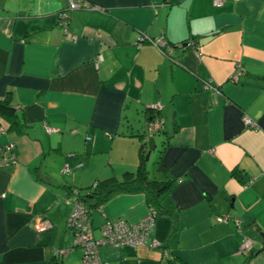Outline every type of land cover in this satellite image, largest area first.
<instances>
[{"label":"crops","instance_id":"crops-1","mask_svg":"<svg viewBox=\"0 0 264 264\" xmlns=\"http://www.w3.org/2000/svg\"><path fill=\"white\" fill-rule=\"evenodd\" d=\"M69 1L0 0V99L27 125L10 130L0 116V147L13 143L16 156L0 167V264H48L64 249L62 264H82L71 205H55L54 162L69 165L65 174L104 162L95 180L120 179L151 136L166 170L145 166L175 181L163 205L178 230L159 216L147 245L104 246L102 264H159L156 239L187 264H264V0H73L90 5L74 10ZM155 117L163 127L151 133ZM62 186L75 203L81 188ZM149 212L144 193L87 208L95 238L106 221L137 224ZM58 213L65 227L53 235Z\"/></svg>","mask_w":264,"mask_h":264},{"label":"built area","instance_id":"built-area-1","mask_svg":"<svg viewBox=\"0 0 264 264\" xmlns=\"http://www.w3.org/2000/svg\"><path fill=\"white\" fill-rule=\"evenodd\" d=\"M224 1L225 0H213V4L220 5ZM88 7H90L88 3L73 0H70L68 4V8L71 10ZM93 8L97 7L93 6ZM60 18L66 19V14L61 13ZM140 38L150 40L151 43H154L162 51H164L163 48H168L166 42L162 39L153 40L142 36ZM206 86L210 87L209 83L206 84ZM244 121L247 125H253V122L248 117H245ZM162 127V119L159 117H155L148 124V129L151 131V133L162 129ZM15 160L16 156L13 143H7L0 147V167L13 164L16 162ZM78 166L81 165L78 164ZM69 170V165L66 164L62 171L66 173ZM154 219V215L149 212L148 215L137 224H128L122 219L106 221L101 226V237L95 238L93 236L92 227L88 220V215L84 204L81 202V200L76 199L73 209L67 218V225L69 230L72 232L73 247H78L82 250V264H102L100 249L103 245H109L113 247L128 245L134 248L147 245V237L149 235L150 228L154 223ZM216 219L218 222H228L229 215H218ZM44 228H46L45 225L42 226V229ZM150 245L161 248V245L156 240H153ZM250 245L251 240L246 239L244 241V247L248 248ZM69 250L70 249L57 250L55 253H59L60 255L64 256ZM161 253L163 255H167L168 251L165 252V250H162Z\"/></svg>","mask_w":264,"mask_h":264},{"label":"trees","instance_id":"trees-1","mask_svg":"<svg viewBox=\"0 0 264 264\" xmlns=\"http://www.w3.org/2000/svg\"><path fill=\"white\" fill-rule=\"evenodd\" d=\"M0 116L9 124L10 130L21 132L27 128L18 109L11 103L9 98L0 99ZM145 152V144H142L139 150L140 160L135 171H126L120 179L114 177L97 179L91 186L87 187L86 193H81V191L75 189L73 193L84 204L86 211L90 202H93L94 205H100L115 194L144 193L150 212L154 217L166 216L170 218L174 224L172 231L176 232L178 230L179 215L176 211L169 210L163 205L164 198L171 192L175 181L169 178L163 180L151 178L145 166ZM157 169L164 172L166 170L161 160L157 163ZM161 247L166 248L164 245H161ZM62 257L59 253H54L48 264H62ZM159 264L187 263L168 251L167 255L162 254Z\"/></svg>","mask_w":264,"mask_h":264},{"label":"rangeland","instance_id":"rangeland-1","mask_svg":"<svg viewBox=\"0 0 264 264\" xmlns=\"http://www.w3.org/2000/svg\"><path fill=\"white\" fill-rule=\"evenodd\" d=\"M155 153H157V150H154L152 152V156L150 157V159H148V161H146L147 165L150 168V170L152 171V173H155V170L157 169V159H156L157 157L155 156L156 155ZM96 159L100 160L101 156H98V158H96ZM54 164H55V166H57V170L52 172V176L54 177V180L57 182V186H58V187L55 186L56 190L58 191L55 205H58L57 202L70 203L71 208H70V211L68 213V215H69L71 210L73 209L74 203L72 202L73 200L70 201V199L72 198L71 195L66 196L64 194V189L62 188L63 187L62 185L67 183L69 185L76 186L77 188H81L80 191L82 193H86L87 187L89 185H91V183L95 180L96 177L99 176V178H103L104 175L106 174L105 172L99 171L102 168V166L104 165V162H101L98 165L99 169L96 172H94V171L92 172L90 170V167H92V163L89 166L87 163V164H85V166L83 168L72 170L69 174H65L62 171L64 166H65V164L63 162H61V163L54 162ZM108 166H111V163ZM87 167H88L89 172H86ZM152 173H150V177L154 178ZM75 190H78V189H75ZM54 217L56 219L55 227L52 230L51 229L48 230V233H51L53 235L62 234L65 225L61 221V218H62L61 214L58 213ZM94 232H95L96 238L101 237V229L97 228L94 230ZM167 234L168 233H166L165 235L167 236ZM158 242H160V241H158ZM104 246L108 247L109 245H103V246H101V248ZM158 250L159 251L165 250V252L168 251V249L163 248V247L158 248ZM136 262L137 261L134 258H125V259H121V260L117 259L116 261H106V263H103V264H136Z\"/></svg>","mask_w":264,"mask_h":264},{"label":"water","instance_id":"water-1","mask_svg":"<svg viewBox=\"0 0 264 264\" xmlns=\"http://www.w3.org/2000/svg\"><path fill=\"white\" fill-rule=\"evenodd\" d=\"M155 139L153 136L148 138V148L145 153V161H148L151 152L155 149Z\"/></svg>","mask_w":264,"mask_h":264}]
</instances>
